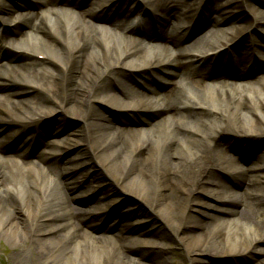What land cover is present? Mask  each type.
Wrapping results in <instances>:
<instances>
[{"label": "bare ground", "instance_id": "obj_1", "mask_svg": "<svg viewBox=\"0 0 264 264\" xmlns=\"http://www.w3.org/2000/svg\"><path fill=\"white\" fill-rule=\"evenodd\" d=\"M7 1L0 0V49H17L19 59L2 63L0 76L26 87H5L0 79V89L10 88L0 93V125L21 134L30 129V141L45 135L42 123L58 129L69 117L81 119L63 139L65 146L78 149L85 142L122 194L161 212L168 226L175 223L190 264H216L217 256L264 264V165L253 167L250 158L249 167L240 169L238 163H245L229 155L247 142V153L261 154L255 163L264 161V149L257 150L264 140V16L247 15L252 0H240L243 28L223 26L218 0H205L198 14L203 0H132L140 16L149 9L163 13L156 28L119 23L130 9L111 16L113 24L100 23L94 0ZM107 1V12L125 2ZM171 19L193 21L187 39L178 37ZM250 37L254 43H247ZM246 44L231 62L258 64L250 81L241 74L209 76L202 67L208 51ZM252 49L263 57L249 54ZM107 105L149 118L137 120V127L126 121L116 127L101 109ZM5 150L0 138V239L16 244V260L28 254L37 264H170L169 248L161 243L170 238L161 229L142 224L136 236L123 234L120 219L117 230L92 233L93 218L106 212L92 216L74 206L71 184L61 179L65 170L77 182L87 168L76 172L77 166H60L44 152L27 159ZM131 210L125 214L135 217Z\"/></svg>", "mask_w": 264, "mask_h": 264}, {"label": "rangeland", "instance_id": "obj_2", "mask_svg": "<svg viewBox=\"0 0 264 264\" xmlns=\"http://www.w3.org/2000/svg\"><path fill=\"white\" fill-rule=\"evenodd\" d=\"M10 1L11 0H8L7 3L10 4ZM213 2H214V0H213ZM30 9L33 10L34 7H30ZM224 9H225V12L227 9V12H230V13H232L231 11L233 10L232 8H224ZM20 10L21 9H17L15 13L18 14ZM258 10L259 11H257V15L259 14V16H264V4H261L259 6ZM153 12H154V10H153ZM232 16H235V15H232ZM172 22H175V20L173 19ZM176 22L179 23V21H177V20H176ZM241 43L245 44V42H243V40H241ZM242 48H245V47H242ZM253 53L257 54L258 56H261V54H258L255 51H253ZM18 59H19V57H16V59H13V62L16 63ZM251 76L252 75H248L247 77H245L248 79H245V78H243V79L250 81L252 79V78H250ZM3 78L8 80V78H6L5 76H3ZM152 84L156 88H159V89L162 88V86L159 83L153 82ZM203 100H204V102L209 103V101L206 98H204ZM112 104H115V103H112ZM101 109L104 110L106 112L105 114L111 118V121L113 122V124L115 126L119 125L120 121H126L130 126L137 127L138 126L137 122H136L137 120L149 118L148 115H143V116H145V117H143V116H141V114H136L135 112L133 115L130 114L129 112L127 113V112H119V111H117L116 113H109L106 111V108L102 107ZM80 123H82V121H80V120L73 121L72 124L71 125L69 124L68 126H66L64 128V130L68 131V130H71V128L75 130V128H77V125H79ZM85 146L86 145H84L81 150L86 155H88L87 153H91V151L89 149L90 147H88V149H89V152H88V150L85 148ZM34 152H35V150L33 149L30 153V157L33 155ZM230 156L235 161L236 156L234 157L233 154H230ZM257 156H258V154H257ZM254 157L256 160V155H253L252 158L254 159ZM253 162H255V161H253ZM238 167L240 169H245L246 165L243 163H239ZM98 170H99V175H98L99 177H101L102 175L103 176L105 175V173L100 168ZM89 179L90 178L87 179V181H89L88 183H90ZM78 190H79L78 192L69 191V196L71 197V199H70L71 203L76 207L88 209L90 211V213L95 214L97 212L96 210L92 209L94 205H97L99 203V206L102 208L106 204H110L112 202V200L100 199V196L98 194L93 196L91 192H89V195H88V197H90V200L89 199L87 200V198L86 199H79V197L83 198L84 194L80 191V189H78ZM113 196L117 197L116 198V199H118L117 201L120 202L121 204L115 208L110 207V209L107 210L108 211L107 214L102 219H100L97 222L94 221V223L92 225V230H93L92 233L104 234V233L112 232V229L117 230L118 226L115 225V223L117 222L116 218H117L118 214H120V212L123 210L122 208H124V207L134 208L135 211L137 212L136 217H132L128 221H130L132 219H136V218H140L141 220H139V221H142L146 217L145 214L149 213L150 217H148V218L146 217V218H147V220H150L149 224H150L151 228L154 227V225L157 223V221L164 224L163 218H165V216L161 212H160V216H158V218L156 216H152L151 209L148 208V206H146L143 203L142 204H140V203L136 204V201H134L136 199L133 196L126 195V196H123V198L121 196H118V195H113ZM142 216H144V218ZM127 218H129L128 215H127ZM126 221H127V219H126ZM171 226H172L173 231H174V229L176 228V224L172 223ZM171 226H168V227L165 226V228L161 227L162 231L166 235H170L169 233H171V232H169V231H172L170 229ZM132 232L133 231L130 230V228H126L122 231L123 234H133V235L136 234V232L135 233L134 232L132 233ZM166 242H168V244H169V245L167 244V247L172 251L171 253H168V252L166 253V255H167L166 259L170 262V264H190V262L187 259H185L184 255H183L182 244H180V242L177 239H175L174 242H172V241L171 242L166 241ZM46 246H49V245L46 244ZM136 246L137 245H135V247ZM14 250H16V244L15 245L13 243L10 244V242H7L4 239H0V264H37V261L32 262V260L30 259V256L28 254H27V257H28L27 260L24 259V261L19 262L18 260H16L17 259L16 257H19L20 255H19V253L16 254L14 252ZM22 258H24V257H22ZM227 258L228 257L222 258V257L217 256V257H214L213 259H214V263H216V264H221L222 260H223V264H234L235 263V260H233V259L226 260ZM173 262H175V263H173ZM39 264H42V261H39Z\"/></svg>", "mask_w": 264, "mask_h": 264}]
</instances>
